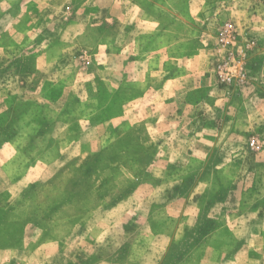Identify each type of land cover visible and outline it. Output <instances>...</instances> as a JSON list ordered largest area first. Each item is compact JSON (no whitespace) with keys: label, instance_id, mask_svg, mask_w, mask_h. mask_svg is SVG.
Segmentation results:
<instances>
[{"label":"clouds","instance_id":"clouds-1","mask_svg":"<svg viewBox=\"0 0 264 264\" xmlns=\"http://www.w3.org/2000/svg\"><path fill=\"white\" fill-rule=\"evenodd\" d=\"M0 264H264V0H0Z\"/></svg>","mask_w":264,"mask_h":264}]
</instances>
